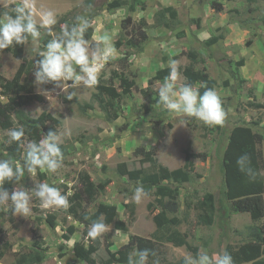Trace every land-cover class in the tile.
Returning <instances> with one entry per match:
<instances>
[{
	"label": "rangeland",
	"instance_id": "obj_1",
	"mask_svg": "<svg viewBox=\"0 0 264 264\" xmlns=\"http://www.w3.org/2000/svg\"><path fill=\"white\" fill-rule=\"evenodd\" d=\"M114 0H95L93 17H89L93 35L90 46L99 42L105 32L116 42L122 33V23L132 17L139 24L146 22L148 41L143 49L130 58L127 75L135 80L136 88L131 96L119 102H112L111 108H121V116L108 122L98 103L94 101L93 89H80L71 101L67 93L55 83L42 86L37 92L34 84L36 55L40 52V38L33 43L31 39L25 46L24 57L27 68L22 78L26 95H35L31 104L16 108L12 114L13 127L20 128L17 115L24 113L32 119L51 114L60 120L58 131L63 134V167L57 173L39 172L36 176L27 173L22 184L27 189L36 183L47 182L61 190L68 199L81 188L80 179L89 174L98 187L96 202L88 207V213L96 212L100 203L114 205L118 216L108 220L109 229L103 237L90 244L98 245L95 254L98 264H104L111 252L118 251L129 242L130 236L151 238L157 230L155 217L163 211L155 189L141 204L131 199L133 189L139 184L128 177L119 175L123 165L127 171L145 169L153 171L150 163H143L137 150L155 149L160 165L171 170L185 166L186 154L192 155L195 168L191 182L180 186V210L169 214L173 230L184 234L198 253L206 251L209 255L225 251L228 245L235 248L247 243L248 229L251 226L264 225V218L252 220L247 213L230 214L228 223L223 224V216L228 212L230 202L226 198V183L223 170V157L231 131L237 126L250 127L261 136L258 145L264 162V2L249 4L247 0H138L136 10L129 7L110 9ZM20 0H0V16L11 13L14 4ZM86 0H33L34 13L51 10L57 21L67 13L81 14ZM213 2L223 5L218 12L211 7ZM87 8V7H86ZM174 9L178 17L173 20ZM59 32L55 31L54 34ZM213 37L219 40L215 44L207 42ZM115 57L107 62L99 75V82L110 83L122 73L119 60L128 52L122 47L117 49ZM170 59L180 61V71L193 66L198 71H206L215 84L198 83L195 87L213 88L221 97L226 117L222 124L208 127L202 122L186 117H177L160 106L157 90L149 81L156 73L168 68ZM22 61L12 54L0 51V74L12 80ZM70 83V82H69ZM181 83H187L182 79ZM69 91H73L69 89ZM0 101L8 103V97L0 89ZM88 105L86 112L79 107ZM186 120L181 124L180 120ZM24 137L25 142H38L42 136L32 130ZM14 142L8 143L6 129L0 127V159H11L23 164L24 149L17 154ZM264 177V168L262 170ZM13 185L14 182L5 185ZM206 194H212L216 205L214 225L207 227L198 222V201ZM190 205V208H187ZM28 217L15 216L14 222L7 217L0 218V230L6 232L10 248L0 264H16L18 258L33 251L38 241L43 245L44 264H84L77 261L73 254L76 242L84 243L85 226L69 215L67 210H45L35 198ZM11 206H2L0 211L8 212ZM74 226L76 232L70 235L68 230ZM163 231V230H162ZM165 231L158 236L159 248L154 262L166 264L178 262L197 254L186 247H175L165 239ZM110 247V248H109ZM137 250V249H135ZM119 264V263H116Z\"/></svg>",
	"mask_w": 264,
	"mask_h": 264
},
{
	"label": "trees",
	"instance_id": "obj_2",
	"mask_svg": "<svg viewBox=\"0 0 264 264\" xmlns=\"http://www.w3.org/2000/svg\"><path fill=\"white\" fill-rule=\"evenodd\" d=\"M95 0H86L85 9L90 8L89 17H93V4ZM138 0H114L109 4L110 9H122L129 7L131 12L136 10V4ZM249 4L264 2V0H247ZM19 3V2H17ZM14 4L15 5L17 4ZM211 7L220 12L223 9V5L217 2H213ZM84 9V10H85ZM171 17L176 20L178 17L177 12L169 8ZM14 15L12 10L11 13ZM73 12L67 13L62 16L53 26L52 31L60 32L61 25L71 26L75 20ZM93 35V29L90 27L85 34L86 39H91ZM51 36L47 35V32L41 29L40 36V51L45 49V45ZM149 37L146 31V22L137 24L132 17H127L122 23V33L119 40L116 42V48L120 49L125 47L128 52L119 60L121 63L122 73L117 76L119 86L115 84V78L110 79V83H98L95 87L96 92L93 95V99L98 103L101 111L105 114V118L108 122H113L121 116V108L114 105L121 101L124 97L131 96L133 90L136 88L135 80L130 79L127 75V70L130 66V58L140 52ZM30 40V39H29ZM219 40L218 37H213L207 43L215 44ZM26 45H14L11 48L5 49L1 52L12 54L16 59L22 61L20 68L12 80L5 78L0 74V89L2 93L8 97V103H2L0 101V127L2 129H11L13 127L12 114L16 108H21L31 104L33 96L26 95L25 86L22 84V78L27 68V60L24 57ZM39 53L36 55L33 64L36 69V61L39 59ZM169 67L159 70L156 75L150 79L149 84L154 85L157 81H163L168 75ZM184 76L187 83H191L196 86L198 83H211L210 76L206 71H198L193 66H187L184 69ZM47 86V85H44ZM203 94L204 90L199 89ZM83 112H86L87 106L78 103ZM21 121V126L25 131V136L29 133L28 130H32L33 134L37 136H44L50 130H58L60 126V120L51 114L42 115L37 119H32L24 113H18ZM17 128V127H16ZM24 136V137H25ZM24 137L22 138L24 141ZM262 138L257 133L253 132L250 127L237 126L231 133L228 140V145L224 152L223 157V170L225 174L226 183V198L230 202V207L225 216H223V224L228 223L227 219L230 214L247 213L252 220L258 221L264 218V177L262 170L264 168L263 155L260 152L258 145ZM14 149L17 154L21 153V147L18 143L14 142ZM63 147L61 151L63 153ZM138 155L142 156L143 163H150L153 166V171H147L145 169L127 171L123 165L119 167V175L121 177H128L130 181H134L143 185V187L151 194L155 189V196L157 202L163 209L155 217L157 224V230L151 238H145L141 236H130L129 242L123 245L118 251L111 252L110 257L104 264H128V256L133 250H148L149 251V264H153L156 254L158 252L160 237L158 234L165 231V239L171 242L175 247H186L189 251L197 254L198 249L192 247L188 242L186 236L181 234L177 230H173L172 221L169 214H177L180 210V186H183L192 180V174L194 172V162L190 153L186 154L185 166L183 168H177L174 170L169 169L166 166L160 165L156 159L155 149L146 150L144 147L137 150ZM64 154V153H63ZM247 154L251 168L257 173L255 180H250L247 175L242 173L237 166V159ZM81 188L77 190L72 197L69 198L68 212L71 217L79 221L85 226V236L87 235L88 227L96 220L101 214L105 217V223L108 220H112L118 216V208L114 205H108L100 203L96 206V212L88 213V207L95 204L98 196V187L95 185L89 174H85L80 179ZM5 189L9 192L13 190V185H4ZM190 208V205H187ZM198 211V222L207 227L214 225L216 219V205L215 199L212 194H206L203 199L198 201L195 206ZM7 217L8 221L14 222V215L12 209L8 212L0 211V218ZM163 230V231H162ZM70 235H74L76 229L71 226L68 230ZM249 241L238 248L228 245L225 251L228 252L234 261V264H264V225L251 226L248 229ZM10 248V243L6 232L0 230V259L4 257ZM110 248V247H109ZM44 248L43 245L36 241L33 244V251L27 255H22L17 259L16 264H44ZM99 246L90 244L86 246L85 243L76 242L73 248V254L77 261L84 264H98L95 258V254L98 252ZM185 258L180 259L178 262L166 263V264H184ZM156 264V263H155Z\"/></svg>",
	"mask_w": 264,
	"mask_h": 264
},
{
	"label": "clouds",
	"instance_id": "obj_3",
	"mask_svg": "<svg viewBox=\"0 0 264 264\" xmlns=\"http://www.w3.org/2000/svg\"><path fill=\"white\" fill-rule=\"evenodd\" d=\"M90 11V8H86L75 17L71 26L61 25V31L54 34L52 28L57 23L55 13L43 10L37 18L33 0H20L13 8L14 15L3 13L0 16V51L14 45H26L29 39L35 43L41 36V29L45 30L52 38L46 43L45 49L39 52L40 58L33 72L34 84L40 93L43 85L55 83L67 93L66 98L71 101L79 94L77 90L97 86L101 70L117 52L108 32L101 35L94 46H90V42L85 39L91 27ZM179 65V60L170 59L168 75L153 86L158 93L157 103L177 117L194 118L208 127L222 124L226 111L217 91L208 88L201 94L191 83H181L186 78L182 77ZM180 123L184 124L186 120L181 119ZM6 135L8 143L16 142L24 149L25 158L23 164L14 163L11 159H0V207L10 205L13 215L28 217L35 198L41 209L67 210L70 206L68 196L58 188L47 182L36 183L32 189L22 184L26 173L31 177L36 176L38 171L57 173L63 167V134L58 130H50L38 142H25L22 139L25 136L24 129L14 127L6 130ZM237 166L250 180L256 179L257 173L251 168L247 154L237 159ZM11 182L17 187L9 192L4 185ZM148 197V191L138 184L133 189L131 199L141 204ZM108 229L109 225L101 214L88 227L85 245L89 240L95 242L102 238ZM128 264H149V251L133 250L128 256ZM184 264H234V261L226 251L212 255L201 251L195 257H186Z\"/></svg>",
	"mask_w": 264,
	"mask_h": 264
}]
</instances>
